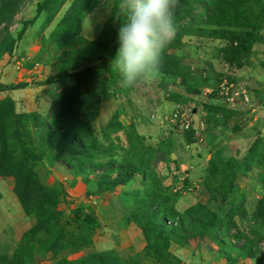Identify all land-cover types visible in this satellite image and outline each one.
<instances>
[{
    "label": "rangeland",
    "instance_id": "obj_1",
    "mask_svg": "<svg viewBox=\"0 0 264 264\" xmlns=\"http://www.w3.org/2000/svg\"><path fill=\"white\" fill-rule=\"evenodd\" d=\"M120 5L121 0H0V82L4 85H23L20 89L0 92V102L10 98L14 101L15 113H38L49 122L62 110L67 111L72 104L65 101L60 107L52 110L56 96L61 95L64 99L71 97L82 102L85 107L84 115L77 117V120L85 119L70 129L71 135L78 138L77 145L81 148L74 149L73 153H67L65 157L72 160L73 168H80L86 172L92 171L95 167L102 170L100 166L115 167L116 164L126 163L133 157V154L128 152L129 143L125 132H118L109 126L108 122L111 120L119 122L125 129L133 127L138 134H145L143 135L145 146L158 144L160 138L167 136L163 133L171 134L170 139H177L181 134L165 121L159 123L163 120L151 119V114L160 117L170 114L169 110L158 109L155 102L168 99L172 94L177 95L173 91H177L178 87L177 90L173 86L164 88L167 81H160L158 74L154 78L129 87L124 83L120 73L111 67L110 61L102 64V46L95 45L97 42L94 41L110 16L113 19L106 27L108 45L117 37L120 22L123 21ZM201 6L199 4L194 6L189 17L181 22L182 32L187 29L185 24L194 23L190 17L198 20L197 15L203 12ZM70 9L71 15L64 19ZM80 15L83 17L77 21L78 27L73 28L72 32L65 36L61 35L66 27L75 24L74 21ZM63 19L64 24L60 27ZM262 32L264 33V30ZM259 45H262L263 49L257 51V54L261 56L257 57V62L251 61V64L261 67L264 66V44ZM217 56L219 57L218 53ZM186 62L190 65L194 77L192 87L189 84L186 89L192 88L200 94L196 97L186 93L189 96L185 105L191 106L200 103V99L195 98L204 95L205 86L213 84L215 87L217 80L213 75L208 77L205 74L204 78L202 75L199 77L196 71L200 75L202 70L200 68H203V65L196 68L194 67L196 64L188 60ZM94 64H99L96 77L92 81H87L86 85L76 86L71 78L62 82L54 79L57 73L74 72ZM248 71L245 70L240 75L241 81L249 78ZM262 91V97L256 94L255 102L259 106L264 102V90ZM204 96L202 100L207 97ZM244 108L246 107H242ZM258 127H254L251 136L255 137V130ZM12 128L4 124V139L7 140V137L12 135L10 132ZM29 130L33 142L39 145L40 140L32 124L29 125ZM175 145L178 144L175 142ZM89 156L92 157V163L82 162L86 159L84 157ZM54 157L53 151L45 153L42 156V164L36 167L35 172L43 184L49 186L58 183L63 189L59 200L56 201V210L62 214L61 222L68 221L74 215L81 218L90 215L95 218L97 224L91 229L92 244L79 252L64 250L52 254L43 250L44 245L42 250L37 247L28 250L24 247L33 256L30 264H55L61 260H76L93 251H111L123 259L140 253L143 264H264V210L258 211L257 208L258 201L264 197V165L250 173L247 180L238 183L242 188L240 189L242 194L236 196L239 199L237 215L228 213L231 206L221 202L219 198L212 196L205 198L210 210L221 216L227 213L235 222L236 225L226 236L229 245L219 247L206 238L199 239L186 234L190 237L187 246L177 249L175 244L170 245L165 254H172L175 258L169 257L167 261H163L157 260L152 251H144L146 241L144 236L141 240L139 235V232L143 234L138 225L144 223L140 219L144 213V205L135 196L136 191L143 187L139 176L125 186L99 192L101 186L98 182L102 174L86 176L85 173L75 176L69 167H67L69 172L59 167L54 169L59 163L54 162ZM159 167L154 165L158 174ZM7 170L11 171L6 165L3 168L0 165L1 173L7 174ZM194 175L195 179H192L191 186L186 190L181 187L183 180L174 181L173 178L164 180L158 175L162 187L166 188L161 196L167 201V205L173 204L177 195L181 196L184 193L180 191L188 192L187 195L194 201L206 194L201 185L203 179H198L197 174ZM14 188L13 177H0V264H6V260L11 259L21 245L27 246V240L30 238L31 241L32 236L30 234L26 239L23 236L36 223L34 214L24 213ZM190 202L191 199H184L178 204V209L183 210ZM67 229H73V226H68ZM150 235L153 237V229L150 230ZM35 237L44 240L47 235L41 231L35 234Z\"/></svg>",
    "mask_w": 264,
    "mask_h": 264
},
{
    "label": "trees",
    "instance_id": "obj_2",
    "mask_svg": "<svg viewBox=\"0 0 264 264\" xmlns=\"http://www.w3.org/2000/svg\"><path fill=\"white\" fill-rule=\"evenodd\" d=\"M197 4L202 5L203 12L197 15L198 20L190 17L194 23L185 24L187 29L182 32L181 22L189 17ZM71 11L72 9L66 12L64 19L71 15ZM82 17V15L78 16L74 21L75 24L66 27L61 35L65 36L71 33L73 28L76 29L77 21ZM64 19L60 27L63 26ZM112 19L113 17L110 16L97 40L94 41L97 42L95 45L102 46V64L111 61L118 47L117 37L108 45L106 27ZM175 29L171 42L163 51L159 73L177 79L182 85H185L187 81L193 82L194 77L186 58L172 53L180 47L185 36L224 41L225 46L218 49L220 59L229 65L241 68L251 54L253 46L264 44L262 32L264 30V0H180V5L175 11ZM98 68L99 64H94L74 72L63 71L57 73L54 79L62 82L71 78L76 86L86 85L87 81L95 79ZM20 88H23V85L0 83V92ZM215 90L213 88V93H216ZM191 92L198 94L192 88ZM170 98L179 104L188 101V98L180 100V96L176 94H172ZM68 99H64L61 95L55 97L52 110L60 107L65 101L72 104L67 111L62 110L59 115L54 116L51 122L38 113H15L14 101L10 98L0 102V165L2 168L6 165L7 169H11V171L7 170V174L0 172V177L14 178V192L21 208L26 215L34 214L36 220L35 225L23 236L26 239L31 234V241L29 238L27 246L21 245L19 251L11 259L6 260V264H30L33 256L28 253V250H32L33 247L42 250L44 245V251L58 254L64 250L79 252L92 244L91 229L97 224L95 218L90 215H84L82 218L74 215L68 221L61 222L62 214L56 210V201L59 200L63 189L58 183L49 186L43 184L35 172L36 167L42 164V156L51 151L55 155L54 162L63 163L75 176L85 175V173L86 176L102 174L98 182L101 186L99 192L112 191L117 186H125L136 177H140L143 187L136 191L135 196L144 205V213L140 218L144 223L138 227L146 241L144 251H152L157 260L167 261L169 257L175 258L172 254L165 253L173 244L187 246L190 237L186 234L199 239L206 238L219 247L229 245L226 236L236 224L227 213L221 216L201 202L179 212L176 209V201L180 197L178 195L173 204L167 205V201L161 196L166 188L162 187L159 174L154 169L155 157L162 151L163 143L157 146L143 145L144 136L138 134L133 127L125 129L117 121L108 122V125L118 132H125L129 143L128 152L133 154L126 163L116 164L115 167L100 166L102 170H97L95 167L88 172L73 168L72 160L65 155L73 153L74 149L81 146L77 145L79 140L76 135H71L70 129L85 119L77 120V117L84 115L85 107L82 102H78L79 100L71 97ZM220 111L226 112L225 109ZM230 115L234 113L231 112ZM225 119L228 122V118ZM4 124H7V127H13L10 129L12 135L7 137V140L4 139L3 134ZM30 124L39 137V145L33 142L29 130ZM186 133L193 135L192 131ZM263 136L264 133L259 132L241 159L230 157L225 161L219 162L212 159L208 162L201 185L208 196L219 198L221 202L229 204L231 208L228 213L234 216L238 214L236 208L239 199L236 196L242 194L237 183L239 177L249 175L257 171V167L264 165ZM84 158L86 159L82 162L92 163L91 156ZM171 195L175 196V194ZM154 208L156 210H153ZM257 208L258 211L264 210V197L258 201ZM259 213L261 215V212ZM68 226H73V229H67ZM151 229H153V237L150 235ZM41 231L47 235L44 240H38L35 237V234ZM141 258L140 253H134L127 259H123L111 251H93L82 258L61 260L55 264H143Z\"/></svg>",
    "mask_w": 264,
    "mask_h": 264
},
{
    "label": "crops",
    "instance_id": "obj_3",
    "mask_svg": "<svg viewBox=\"0 0 264 264\" xmlns=\"http://www.w3.org/2000/svg\"><path fill=\"white\" fill-rule=\"evenodd\" d=\"M93 39L94 38H88V40ZM224 46L225 42L221 40L190 38L185 36L182 39L180 47L177 50H174L173 53L179 57L186 58V60L190 63L196 64V66L194 65L196 68L203 65V68H200L202 69L200 75L197 71L196 75L199 77L202 75L201 77L203 78L205 77V74L208 77L209 75H213L215 76L218 84L221 74L226 71L225 65L227 63L223 62L220 57L217 56L218 49ZM261 46L262 45L259 44L254 45L246 63L241 68H237V75H239L237 76V82L240 85H243L247 91V103L242 102L234 106H228L217 96L216 93H213V95H207L206 99L204 98L205 100H202L203 97H205L204 95L199 98H195L197 100L200 99V103H194L195 105H191L189 107L191 109V113L193 114L195 126L201 122L205 124V129L199 132L200 136L197 135L196 137L193 131L192 136L186 132H180L181 134L177 139H170L171 134L163 133V135H167L163 137L170 140L166 141V139L162 137L159 139V143L157 142L158 144L154 145L157 146L160 143H163L162 151L157 153L155 157V165H158V167L160 166L158 168L159 176H161L162 179L170 180L173 178L174 181L181 179L183 180L181 187H184L183 190H186L191 186L192 179H195L196 175L194 174H197L198 179H203L205 177L207 165L210 160L214 159L216 161H225L230 157H237L241 159L246 154L249 146L258 136L259 132H264V102H262V105L260 106L257 102H255L256 96L259 95L262 97V90H264V77H262L264 75V66L259 67L255 66V64H251V61L254 60L257 62V57L261 56L257 54V51H261L263 49ZM245 70H249V78L241 81L240 75L243 74ZM158 75L160 77V81H167V83L164 84L165 87L163 86L164 88H167V86H173L174 89L177 90L178 87V90L173 92L180 96V100L188 98L189 95L186 93L196 95L191 92V88L186 89L189 84V86L192 87V81H187L185 85H182L177 79L171 76L161 73H158ZM161 86L162 85L160 84V88ZM216 87L217 85L214 87L213 84L211 86L207 85L203 89L204 93L208 90H213V88L216 89ZM246 87L253 88L254 90H247ZM184 90L186 92H183ZM198 95L200 94H197L196 97ZM175 104H177V102L171 98L165 100L162 99L161 101L156 100L155 102L158 109L163 111L169 110L170 112ZM242 107L246 108L242 109ZM222 109H225L226 112L220 111ZM231 112H233L234 115H230ZM225 115L228 118V122L225 119ZM256 126L259 127L255 130L256 134L254 137L251 136V132ZM202 141L206 142V144H203L204 142ZM175 142L178 145H175ZM226 152H228V154H226ZM164 161H170V163L166 164ZM56 167L57 169L58 167L63 168L66 172H69L63 163H58L54 169ZM249 176L250 174L240 176L237 183L244 182L249 178ZM240 189L242 190V188L239 187V190ZM180 192L184 193H182L179 198L180 201L178 200V203L176 204V209L179 212H182L199 202L207 204L205 200L208 196L207 194L203 195L201 199L194 201L191 196L187 195L188 192ZM187 198L191 199L189 205H187L183 210L178 209V204ZM139 235L141 240H143V235H141L140 232ZM140 246H143V241ZM175 246H177V249H183V246Z\"/></svg>",
    "mask_w": 264,
    "mask_h": 264
},
{
    "label": "clouds",
    "instance_id": "obj_4",
    "mask_svg": "<svg viewBox=\"0 0 264 264\" xmlns=\"http://www.w3.org/2000/svg\"><path fill=\"white\" fill-rule=\"evenodd\" d=\"M179 5L180 0H121L124 19L110 64L127 86L133 87L159 73L163 51L175 34Z\"/></svg>",
    "mask_w": 264,
    "mask_h": 264
},
{
    "label": "built area",
    "instance_id": "obj_5",
    "mask_svg": "<svg viewBox=\"0 0 264 264\" xmlns=\"http://www.w3.org/2000/svg\"><path fill=\"white\" fill-rule=\"evenodd\" d=\"M226 71L220 76L216 87L217 96L228 106H234L238 103H247L248 94L246 89L237 82V67L235 65H225ZM212 90H208L204 95L212 94ZM163 120L171 127L178 129L180 132L193 131L197 137L200 131L205 129L204 123H198L195 126L193 114L188 105L175 104L170 114L167 116H156L151 114V119Z\"/></svg>",
    "mask_w": 264,
    "mask_h": 264
}]
</instances>
